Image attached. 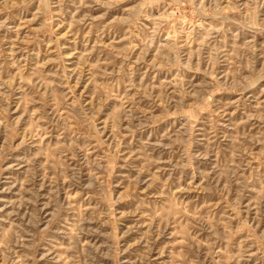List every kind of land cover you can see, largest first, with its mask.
<instances>
[{
  "label": "rangeland",
  "instance_id": "obj_1",
  "mask_svg": "<svg viewBox=\"0 0 264 264\" xmlns=\"http://www.w3.org/2000/svg\"><path fill=\"white\" fill-rule=\"evenodd\" d=\"M0 264H264V0H0Z\"/></svg>",
  "mask_w": 264,
  "mask_h": 264
}]
</instances>
